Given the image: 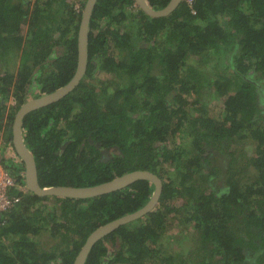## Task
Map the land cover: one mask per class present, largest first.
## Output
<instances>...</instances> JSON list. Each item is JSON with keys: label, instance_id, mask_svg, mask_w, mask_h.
Instances as JSON below:
<instances>
[{"label": "trees", "instance_id": "obj_1", "mask_svg": "<svg viewBox=\"0 0 264 264\" xmlns=\"http://www.w3.org/2000/svg\"><path fill=\"white\" fill-rule=\"evenodd\" d=\"M145 1L158 11L171 0ZM85 2L0 0V155L17 185L14 116L73 78ZM22 138L41 188L160 179L155 208L97 241L85 264H264V0H182L160 18L135 0H96L84 76L27 114ZM153 191L146 180L86 200L13 189L0 264H72L93 231ZM171 221L194 241L168 242Z\"/></svg>", "mask_w": 264, "mask_h": 264}, {"label": "water", "instance_id": "obj_2", "mask_svg": "<svg viewBox=\"0 0 264 264\" xmlns=\"http://www.w3.org/2000/svg\"><path fill=\"white\" fill-rule=\"evenodd\" d=\"M181 1L182 0H171L165 8L158 11L152 10L145 0H135V3L138 5L139 9H141L148 16L152 18H160L166 17L171 12H173V10L179 5ZM95 3L96 0H86L83 8L77 36V67L73 78L66 85L50 94H45L41 97L28 100L18 109L14 116L12 125V144L16 153L24 163L23 175L25 186L30 193L38 197H56L75 200L92 199L112 192H116L140 180L151 182L154 185V191L147 204L138 211L109 222L93 231L87 237L84 245L75 257L72 264H85L91 248L97 241L110 234L114 230L118 229L119 227L134 222L151 212L155 208L162 190V183L160 179L148 171H133L120 177L114 178L113 180L106 183L92 187L73 188L57 186L41 188L38 184L37 169L34 158L23 142L22 122L27 114L53 104L64 98L67 94L75 89V87L79 84L80 80L84 76L87 67L88 28Z\"/></svg>", "mask_w": 264, "mask_h": 264}, {"label": "built area", "instance_id": "obj_3", "mask_svg": "<svg viewBox=\"0 0 264 264\" xmlns=\"http://www.w3.org/2000/svg\"><path fill=\"white\" fill-rule=\"evenodd\" d=\"M187 1L191 4V0ZM75 7L78 8V5ZM23 176V173H21L20 177L23 178ZM13 189L21 190L23 193L27 192L25 186L23 184L17 185L13 176L5 170L0 155V224L3 223L2 214L9 212L20 202L18 195L11 196L9 194Z\"/></svg>", "mask_w": 264, "mask_h": 264}, {"label": "rangeland", "instance_id": "obj_4", "mask_svg": "<svg viewBox=\"0 0 264 264\" xmlns=\"http://www.w3.org/2000/svg\"><path fill=\"white\" fill-rule=\"evenodd\" d=\"M217 71L218 72H221V70L219 69V67L217 68ZM31 99H34V97L33 96L30 97L28 100H31ZM11 105L12 104L10 102L9 103V106H11ZM212 105H215L216 106V108H217L216 111L217 110L219 111L222 108L221 107L222 104L220 102H218V103L217 102H214V103H212ZM0 136H1V133H0ZM223 150H225V149L223 148L221 151H223ZM7 153H10V151L8 150ZM226 156H227V154H215L214 155V158L216 157L217 159H221V158H224ZM219 166L221 167L220 163H219ZM191 233H192V231L189 230V228L183 227L181 224L179 225V221H171L169 223V229H167L166 232H165L164 238H167L168 239V242H170V240H169L170 237H172V239L175 238V239H178V240L180 238H182V237L184 238V236H188L189 238L191 237V239L188 242H186V241L183 240V247H186V245L191 244L194 241L193 240L194 234L191 235ZM176 251L180 252V251H183V250H176Z\"/></svg>", "mask_w": 264, "mask_h": 264}, {"label": "clouds", "instance_id": "obj_5", "mask_svg": "<svg viewBox=\"0 0 264 264\" xmlns=\"http://www.w3.org/2000/svg\"><path fill=\"white\" fill-rule=\"evenodd\" d=\"M136 4V3H135ZM137 5V4H136ZM138 6V5H137ZM23 174H24V171H23ZM20 176V175H19ZM21 178V177H20ZM20 184H23L24 186H25V180H24V176H23V178H21V183ZM25 188H26V186H25ZM26 190H27V188H26ZM28 191V190H27Z\"/></svg>", "mask_w": 264, "mask_h": 264}]
</instances>
